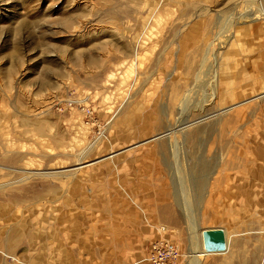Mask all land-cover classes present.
Returning <instances> with one entry per match:
<instances>
[{
  "label": "rangeland",
  "instance_id": "obj_1",
  "mask_svg": "<svg viewBox=\"0 0 264 264\" xmlns=\"http://www.w3.org/2000/svg\"><path fill=\"white\" fill-rule=\"evenodd\" d=\"M258 10L0 0V264H147L154 241L189 264L194 239L218 228L228 250L198 264H264ZM176 158L186 176L195 165L190 193L205 179L193 218L176 202Z\"/></svg>",
  "mask_w": 264,
  "mask_h": 264
},
{
  "label": "bare ground",
  "instance_id": "obj_2",
  "mask_svg": "<svg viewBox=\"0 0 264 264\" xmlns=\"http://www.w3.org/2000/svg\"><path fill=\"white\" fill-rule=\"evenodd\" d=\"M262 14L263 13H261V11L258 10V13L256 15V18L259 17L258 19H264V16ZM252 20L253 19L252 18H249V16L247 14L244 16V19H243V21H245V22H249V21H252ZM185 126H187V125H184L183 124L182 127H185ZM171 151H172L173 157H176L175 150H171ZM175 161L173 163H168L167 166H169L171 164L169 167L172 168V170H173L172 176H174V178H175V184L179 188V190L176 189V192H175L176 202L177 203H180L182 205V208H181L182 212L185 211L187 213V216L193 218L194 215L192 214V211H190V207L187 204V202L189 201V199H191V201L194 203V202H197L201 198V191L205 188V184H206L205 182H203V180H205V179H203V176H201L202 174L199 175V179L198 180H200V181L196 182V186L199 187L198 192L197 193H190L187 190V185L186 184L188 182V179H189V181L191 179V185L190 186L194 185L193 182H192L194 180V178L192 177V174H193V171H194L193 170V167L195 165H192L191 170H189V173L186 176L185 174H182V172H180L179 161H178L177 158H176ZM202 162H203V160H202ZM197 165H200V164L197 163ZM203 166H204V164H203ZM206 168H207L206 170L208 171L209 168L208 167H206ZM206 170L204 169L203 173H206ZM210 171H211V169H210ZM188 176H190V177H188ZM173 181H174V179H173ZM199 193H200V198L198 200H196L195 199V196L198 195ZM191 222L192 223H188L187 226H188V230H190V232L192 231V234H193V228H194L193 227V220H191ZM200 245H201L200 242L198 243V241L196 242V239H194L193 246L190 249V252H189V255H188L189 264H198L197 263V258L200 257V256H203V255H207L209 253H225V251H223V252H209L204 247H202Z\"/></svg>",
  "mask_w": 264,
  "mask_h": 264
},
{
  "label": "built area",
  "instance_id": "obj_3",
  "mask_svg": "<svg viewBox=\"0 0 264 264\" xmlns=\"http://www.w3.org/2000/svg\"><path fill=\"white\" fill-rule=\"evenodd\" d=\"M179 256L178 247L170 241H154L146 247L143 261L147 264H175Z\"/></svg>",
  "mask_w": 264,
  "mask_h": 264
},
{
  "label": "water",
  "instance_id": "obj_4",
  "mask_svg": "<svg viewBox=\"0 0 264 264\" xmlns=\"http://www.w3.org/2000/svg\"><path fill=\"white\" fill-rule=\"evenodd\" d=\"M203 241H204V248L209 252H223L228 250L229 247L224 231L219 228L204 229Z\"/></svg>",
  "mask_w": 264,
  "mask_h": 264
}]
</instances>
